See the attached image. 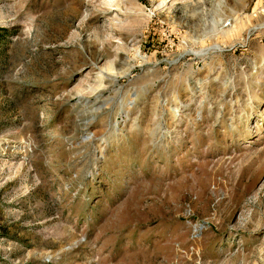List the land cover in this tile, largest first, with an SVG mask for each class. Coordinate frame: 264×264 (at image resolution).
<instances>
[{
  "label": "rangeland",
  "instance_id": "rangeland-1",
  "mask_svg": "<svg viewBox=\"0 0 264 264\" xmlns=\"http://www.w3.org/2000/svg\"><path fill=\"white\" fill-rule=\"evenodd\" d=\"M0 264H264V0H0Z\"/></svg>",
  "mask_w": 264,
  "mask_h": 264
}]
</instances>
